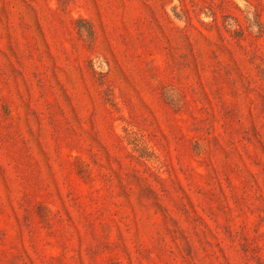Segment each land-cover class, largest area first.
I'll return each mask as SVG.
<instances>
[{"label":"rangeland","instance_id":"obj_1","mask_svg":"<svg viewBox=\"0 0 264 264\" xmlns=\"http://www.w3.org/2000/svg\"><path fill=\"white\" fill-rule=\"evenodd\" d=\"M0 264H264V0H0Z\"/></svg>","mask_w":264,"mask_h":264}]
</instances>
